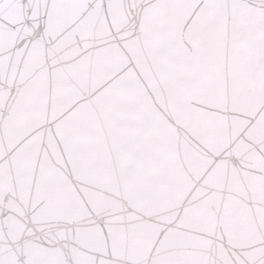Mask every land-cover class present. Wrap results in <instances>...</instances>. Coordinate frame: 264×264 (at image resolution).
I'll list each match as a JSON object with an SVG mask.
<instances>
[{
	"label": "snow or ice",
	"instance_id": "1",
	"mask_svg": "<svg viewBox=\"0 0 264 264\" xmlns=\"http://www.w3.org/2000/svg\"><path fill=\"white\" fill-rule=\"evenodd\" d=\"M0 264H264V0H0Z\"/></svg>",
	"mask_w": 264,
	"mask_h": 264
}]
</instances>
